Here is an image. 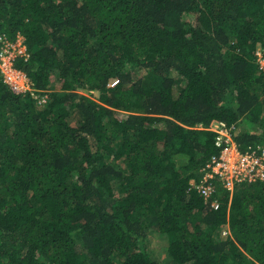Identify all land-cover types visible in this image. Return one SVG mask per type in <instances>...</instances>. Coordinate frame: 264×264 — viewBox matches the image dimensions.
<instances>
[{
  "label": "trees",
  "instance_id": "16d2710c",
  "mask_svg": "<svg viewBox=\"0 0 264 264\" xmlns=\"http://www.w3.org/2000/svg\"><path fill=\"white\" fill-rule=\"evenodd\" d=\"M0 33L46 97L0 72V264H264V179L194 188L215 121L264 144V0H0Z\"/></svg>",
  "mask_w": 264,
  "mask_h": 264
},
{
  "label": "built area",
  "instance_id": "2783aa9c",
  "mask_svg": "<svg viewBox=\"0 0 264 264\" xmlns=\"http://www.w3.org/2000/svg\"><path fill=\"white\" fill-rule=\"evenodd\" d=\"M15 42L16 40L12 41L4 33H0V72L5 82L15 92L30 91L39 101H45L46 97L35 91L27 73L15 65V58L18 55L25 58L29 55L25 50L16 51ZM258 54L260 64L264 67V50L260 48ZM233 126L224 120H218L207 127L217 133L215 142L220 147V152L209 158L202 166V177L194 185V188L206 198L212 197L216 191L215 179L221 180L230 191L237 182L264 179V144H249L247 148L242 149L232 133ZM198 127L203 125L199 124ZM212 204L217 208L220 203L218 199H213Z\"/></svg>",
  "mask_w": 264,
  "mask_h": 264
},
{
  "label": "rangeland",
  "instance_id": "374dc122",
  "mask_svg": "<svg viewBox=\"0 0 264 264\" xmlns=\"http://www.w3.org/2000/svg\"><path fill=\"white\" fill-rule=\"evenodd\" d=\"M15 43H16V51L17 50L27 51V46L23 42L22 36H18ZM94 96L97 97L98 92H95ZM148 242H149V247L152 253L154 254V256H157L158 259L160 260L167 259L166 247L168 241L164 236H162L159 232H153L148 236Z\"/></svg>",
  "mask_w": 264,
  "mask_h": 264
}]
</instances>
